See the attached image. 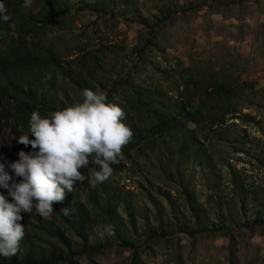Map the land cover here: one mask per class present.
<instances>
[{
    "label": "rangeland",
    "instance_id": "rangeland-1",
    "mask_svg": "<svg viewBox=\"0 0 264 264\" xmlns=\"http://www.w3.org/2000/svg\"><path fill=\"white\" fill-rule=\"evenodd\" d=\"M108 1L104 13L81 11L71 27L50 32L46 42L70 64L58 71L57 100L77 104L84 99L63 74L70 68L73 74L87 73L88 68L78 70L75 59L94 53L91 59L99 64L90 76L95 85L88 89L120 102L116 81L127 77L148 105L144 109V102H135L144 120L165 117L168 106L187 100L186 93L194 105L205 100L203 124L194 132L198 151L187 142L189 151L182 154L181 140L167 135L170 144L139 149L124 172L113 171L106 182L112 189L97 193L95 202L88 191L97 165H90L85 171L90 179L77 182L66 196L70 204L81 202L89 220L86 245L106 247L93 261L82 251L73 209L67 219L55 211L47 218L21 213L20 223L33 225L25 228L33 232H25L24 239L45 250L53 244L68 250L71 262L56 264H133V250L121 243L143 244L151 231H163L164 237L154 234L141 246L136 264H264V0ZM157 21L162 22L150 32ZM0 42L4 46L1 37ZM219 83L226 84L221 98H206L204 88ZM120 87L127 90L126 84ZM227 108L238 112L222 118ZM208 116L214 124L204 121ZM127 120L135 122L133 116ZM28 127H21L24 134ZM184 127L195 128L192 123ZM187 136L193 137L185 131L183 142ZM17 158L10 126H0V162ZM38 219L51 221L45 226L58 228L64 240L51 237L48 228L41 231Z\"/></svg>",
    "mask_w": 264,
    "mask_h": 264
},
{
    "label": "trees",
    "instance_id": "trees-1",
    "mask_svg": "<svg viewBox=\"0 0 264 264\" xmlns=\"http://www.w3.org/2000/svg\"><path fill=\"white\" fill-rule=\"evenodd\" d=\"M113 1L114 0H109L108 2L110 3ZM104 3L105 0H5V4L9 10L10 20L7 22L0 21V37L5 41L3 42V44L5 43L4 46H2L0 42V126H10L17 152L20 150L29 152L32 150L31 146L26 147L18 143L16 139L24 134L22 128L25 130L29 125L30 114L33 111H38L42 116L45 115L48 117L56 110L74 105L72 102H67L66 100H63V102L57 100L54 84L56 79L59 78L58 71L63 70V68L70 64L69 61L63 60L56 54L51 44L46 42V40H49L48 36L50 32L54 31V29H67L71 27L77 19L76 15L81 11L92 9L104 13ZM171 17L172 16L169 14L165 15V18ZM158 22L162 21L155 22L151 26L150 32H155L157 25L155 27L154 25ZM148 43L149 41H146L145 46H147ZM94 56L96 57L97 55L92 53L90 57L88 55H82L75 59V61H77L76 63H78V70L79 68H88L87 73H79L74 70L75 74H73L70 68L69 71L63 74L79 89V91L81 90L83 92L84 89H88L89 87L93 88L95 85L90 76L94 74V69L97 68V64L99 63L96 64L97 61H92ZM62 64L64 65L62 66ZM84 64L87 66L81 68ZM127 80V77H123V80L120 79V81H116V83H119V89L122 95L119 97L120 102H115L113 100H111V102L119 105L123 110L126 109L127 112H137L136 116L140 119L141 113L135 107V102L140 103L144 101L141 100L140 91H136L133 85ZM99 84L103 86L101 82H99ZM124 84L127 85V90L120 87V85ZM210 86L213 88L211 91H208L207 87ZM207 87L204 88L206 98L216 97L220 99V92L226 87V84L219 83L218 86L215 84ZM103 90L105 91L106 88ZM185 95L188 96L186 101L179 103L180 105L168 106L165 119H159L156 124H152L150 128L147 129V132L144 134V136L147 137V141L144 147H142V150L165 142L167 136L162 138L157 137L169 133L168 135L176 136L181 140L178 151L182 154L189 151L187 142H189L191 146L194 145V151H198L199 141H197L198 139L194 136V132L196 129L200 130L203 124L202 119L199 117L202 114L204 107L203 102H205V100L194 105V100L191 98V95L188 93ZM106 96L109 97V95ZM78 100L81 102L83 101L81 98ZM147 106L148 105L144 102V109H147ZM236 111L237 109L232 110L227 108L222 113V118H224L225 115H233ZM235 118L240 119L242 117L239 115ZM204 121L210 124L215 123L213 117L209 116L205 117ZM185 123H193L195 128L193 130L186 129L184 127ZM185 131H188L193 137L189 138L187 136L184 139L186 142H183L182 138ZM133 140L136 146L140 147L139 139L134 138ZM170 143L171 139L166 144ZM134 146V143L130 142L122 147V158H118V162L115 163L113 169L114 171L120 173L126 170L122 161L129 158L130 153L134 150ZM120 160L121 162H119ZM121 168L124 170L120 171ZM78 170L80 171L81 169ZM111 189L112 186L101 187L103 194H107ZM0 191L5 190L0 189ZM93 192L92 190L91 193ZM113 192L114 191H112V194ZM121 193L122 192L118 191L116 196L120 197ZM111 199L113 200L114 196H112ZM66 206H69V202L65 199L62 203H53V207L59 211L63 219L69 217L65 216L61 211V209ZM71 206L79 217L75 232L84 240L82 251L88 254L90 261H93V256L106 249V247L100 245L90 247L86 245L84 230L89 220L85 212H83L79 202L74 201ZM107 214H110V212ZM107 221L111 222V214L107 216ZM45 223L51 224V221L41 222V220L38 219L37 226L41 231L48 228L45 226ZM24 224V228L31 225L27 223ZM72 226L74 227V225ZM27 231L31 230L25 229V232ZM47 231L51 237L64 240L58 228L50 227ZM150 234L151 235H149L146 242L143 244L133 243L132 241H123L121 243V246L124 248L133 250V264H136V258L141 246H144L150 240L154 239L152 237L154 234L155 238L164 237L163 231L159 233L151 231ZM39 235L35 234L36 237ZM20 247L23 249L21 254H19ZM19 250L16 255L10 258L0 257V264H56L58 262H71L72 257L68 250L58 249L54 244L49 249L45 250L37 246L34 241L24 238L20 241ZM19 258L24 261H19Z\"/></svg>",
    "mask_w": 264,
    "mask_h": 264
},
{
    "label": "clouds",
    "instance_id": "clouds-1",
    "mask_svg": "<svg viewBox=\"0 0 264 264\" xmlns=\"http://www.w3.org/2000/svg\"><path fill=\"white\" fill-rule=\"evenodd\" d=\"M9 20L5 0H0V21ZM83 97L82 102L56 110L48 117H42L38 111H33L29 119V134L16 139L26 147L31 146L32 150H20L16 160L9 162L3 159L0 162V189L5 190L0 191V257L10 258L19 250L20 241L25 237L23 225L31 224L20 223L23 219L21 213L35 211L47 218L55 211L61 217L53 203H62L65 199L69 206L60 208L61 211L69 216L70 209H73V214L79 221L71 204L79 202L82 210L83 206L79 200L70 204V198L66 195L73 192L77 182L83 183L90 179L91 174L88 176L85 172L90 169V165H97L91 177L93 187L88 191V198L95 202L96 194H103L101 187L111 186L106 182L114 171L118 158H122V147L130 142L135 145L129 158L122 161L126 168V162L133 153L137 154L139 149L144 151L142 147L147 141L144 136L147 129L159 119H165L159 117L156 122L144 120L142 113L138 119L137 112H127L119 105L109 102L103 92L84 89ZM127 116H133L135 122L127 120ZM142 128L143 131L140 130ZM29 136L33 138L30 139ZM134 138L139 139L140 147L136 146ZM154 147L159 148L160 144ZM96 168L99 170H95Z\"/></svg>",
    "mask_w": 264,
    "mask_h": 264
}]
</instances>
